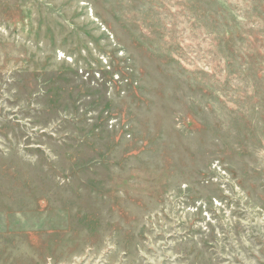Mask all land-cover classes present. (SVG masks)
Segmentation results:
<instances>
[{
	"label": "rangeland",
	"instance_id": "rangeland-1",
	"mask_svg": "<svg viewBox=\"0 0 264 264\" xmlns=\"http://www.w3.org/2000/svg\"><path fill=\"white\" fill-rule=\"evenodd\" d=\"M0 264H264V0H0Z\"/></svg>",
	"mask_w": 264,
	"mask_h": 264
}]
</instances>
